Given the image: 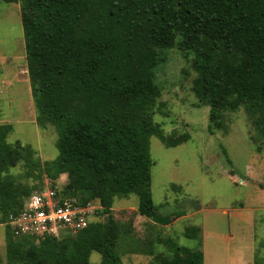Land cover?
Returning <instances> with one entry per match:
<instances>
[{
	"label": "trees",
	"instance_id": "16d2710c",
	"mask_svg": "<svg viewBox=\"0 0 264 264\" xmlns=\"http://www.w3.org/2000/svg\"><path fill=\"white\" fill-rule=\"evenodd\" d=\"M0 1L20 7L35 122L53 126L58 136L57 158L41 162L31 146L6 141L11 125L0 126L6 264H89L93 252L99 264H123L112 215L116 198L135 195L139 216L171 223L153 203L149 144L151 137L166 148L189 140L166 135L153 121L161 97L154 70L175 46L191 57V91L210 108V123L222 112L243 110L255 150L264 153V0ZM17 166L39 182L65 174L60 196L81 206L97 201L107 221L61 238L15 237L9 216L41 190L17 180L10 172ZM200 233L199 227L184 233L198 242L194 250L168 240L171 256L158 254L156 264H203Z\"/></svg>",
	"mask_w": 264,
	"mask_h": 264
},
{
	"label": "rangeland",
	"instance_id": "374dc122",
	"mask_svg": "<svg viewBox=\"0 0 264 264\" xmlns=\"http://www.w3.org/2000/svg\"><path fill=\"white\" fill-rule=\"evenodd\" d=\"M163 57L154 70L161 97L153 121L166 135H189L187 142L171 148L150 138L152 199L157 213L171 218V223L161 226L139 216L135 195L116 198L112 207L119 228L116 250L123 264H156L158 254L171 256L168 240L197 249L198 242L184 233L188 227H199L206 264H264V153L255 150L248 117L243 110L222 112L210 123V108L199 105L191 91L196 77L191 57L177 46ZM8 124L9 144L31 146L41 162L57 158L56 130L35 122L20 7L0 1V126ZM10 172L23 184L41 187L32 193L49 188L60 195L67 184L65 174L54 182L46 177L39 182L26 177L22 166ZM88 206L89 223L107 221L97 201ZM4 234L0 225V264H6ZM67 235L74 233L65 231L63 236ZM100 261L98 253H91L89 264Z\"/></svg>",
	"mask_w": 264,
	"mask_h": 264
},
{
	"label": "built area",
	"instance_id": "2783aa9c",
	"mask_svg": "<svg viewBox=\"0 0 264 264\" xmlns=\"http://www.w3.org/2000/svg\"><path fill=\"white\" fill-rule=\"evenodd\" d=\"M58 191L47 188L32 193L24 200L22 209L9 216L8 225L15 237L35 241L60 238L65 231L75 234L88 226L92 209L81 206L75 198H62Z\"/></svg>",
	"mask_w": 264,
	"mask_h": 264
},
{
	"label": "crops",
	"instance_id": "0c3cea01",
	"mask_svg": "<svg viewBox=\"0 0 264 264\" xmlns=\"http://www.w3.org/2000/svg\"><path fill=\"white\" fill-rule=\"evenodd\" d=\"M203 246H204V239H203ZM204 257H205V255H204V252H203V264H206L205 262H204Z\"/></svg>",
	"mask_w": 264,
	"mask_h": 264
}]
</instances>
